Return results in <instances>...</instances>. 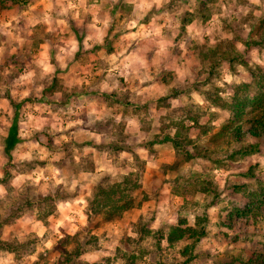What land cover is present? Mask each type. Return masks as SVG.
<instances>
[{
  "label": "clouds",
  "instance_id": "obj_1",
  "mask_svg": "<svg viewBox=\"0 0 264 264\" xmlns=\"http://www.w3.org/2000/svg\"><path fill=\"white\" fill-rule=\"evenodd\" d=\"M197 7L198 0H6L0 65L13 57L17 62L0 72V264H44L41 257L66 236L71 238L65 245L68 256L54 253L49 264H126L130 254L120 242L125 235L139 238L133 226L141 217L150 235L131 245L137 249L135 264H154V237L161 229L160 264H222L242 251L251 259L254 247L264 251V205L255 199L264 190V149L245 155L240 149L251 141L211 143L229 116L214 100H228L229 89L250 82L249 73L239 63L233 71L224 61L209 82L216 47L231 43L234 53H243L264 17V0H216L208 6L206 23ZM186 12L193 18L177 45L173 41ZM89 18L87 35L78 37L70 21L80 28ZM227 25H238L243 37L237 39ZM205 38L207 58L201 63L190 48L205 45ZM189 41L193 44L186 47ZM133 42L136 48L129 51ZM177 47L182 54L174 57ZM149 51L151 62L145 58ZM250 56L249 68L264 69V51L253 48ZM162 69L170 73L166 84L158 82ZM96 125H107L108 131L97 132ZM14 130L15 142L5 155ZM198 149L204 151L195 156ZM224 154L236 159L230 162ZM165 164L176 170L162 176L168 183L157 204L149 181ZM186 181L197 188L208 181L212 194L197 190L189 204L197 205L195 214L180 213L187 223L178 225L176 212L184 200L172 189ZM160 183L155 182L157 188ZM141 193L149 200L141 203ZM121 198L132 202L122 219L89 230L90 221L104 219V213L93 218V209L107 210ZM254 204L237 220L236 230L217 226ZM205 208L206 246L191 239L170 247L166 225L197 229ZM217 233L227 239H213ZM86 238L96 242L85 245ZM30 240L37 242L27 252L17 247ZM206 251L211 258L203 256Z\"/></svg>",
  "mask_w": 264,
  "mask_h": 264
},
{
  "label": "trees",
  "instance_id": "obj_2",
  "mask_svg": "<svg viewBox=\"0 0 264 264\" xmlns=\"http://www.w3.org/2000/svg\"><path fill=\"white\" fill-rule=\"evenodd\" d=\"M205 0L201 1L200 5L198 6L197 13L202 16L203 19H207L210 15L211 10L208 7V4ZM0 8L5 9L6 8V0H0ZM192 16L184 17L183 23H182V30L184 31L185 25L188 23H191ZM235 27H239L238 25H235ZM240 32H242V28L239 27ZM255 36L258 37V40H252L249 39L246 41V45L252 44L253 46L259 45L264 43V19L260 21V26L256 30ZM240 36L243 37L241 34ZM197 48V47H196ZM198 49V48H197ZM231 49H233V45H231ZM199 54L201 56V60L204 61L205 58H207V55L204 50L201 52L199 51ZM216 52L213 53L211 62L216 64L217 60L214 59ZM228 56V57H227ZM225 55L221 53L219 55L220 60H227L229 61L230 65L233 62H238L239 58H242L241 56L235 55V53H229L228 55ZM243 61V60H242ZM245 67L247 68V71L250 73V75L254 79V83L252 84L251 88L247 85L244 86H237L233 89L234 94L231 96L229 100H221L220 98H216L214 100V103H217L222 108L227 110L230 114V119L228 122L225 123L222 130L223 133H220L218 137L220 138L223 143H226L230 145V143H240L241 139L245 137L247 134L249 137L252 138V140L255 141L256 144H250L248 148L240 149V152L244 153L245 155L251 151H257V144L260 141V139H264V71L263 69L256 67L255 70L252 68H249L248 65L245 62H242ZM195 119V118H194ZM196 120H198V117H196ZM245 126H248V129L244 133ZM15 142V130L13 131V137L11 140L8 141L7 147L5 149V153L8 154V151L12 149L13 144ZM188 143H191V141H188ZM181 145L184 146V149L186 151L187 145L184 144L183 141H178L177 146L180 147ZM240 145V144H239ZM203 149H198L195 153V156H200L203 152ZM231 158H234L235 156H230ZM188 158H192L191 155H189ZM165 169L168 170H176L175 167H171L169 165L164 166ZM175 183V182H174ZM197 190L200 191H206L210 192L211 189L209 188V182L204 181L199 185V188H197V185L194 182H188L186 181L185 184L180 185L177 183V186H175L172 191L175 194L183 195L184 197L187 196H193L195 195V192ZM131 201H128L127 203H124L123 199H118L116 203H114L110 208H94L93 214L95 215H101V213H104V219L107 221L112 220L113 218H118L122 216L123 211L130 210L131 207ZM257 205H252L249 207L248 211L242 212V211H235L236 213V219L239 220L242 216H247L249 212H251L252 207H255ZM197 229H183L178 226H170L171 233L168 237L169 240V246L173 247L176 243L180 242H186L191 239H195L197 242H199L204 236H205V228L204 225L206 223L205 218L201 219L197 217ZM227 221H232V218L230 217L227 219ZM178 225H184L187 223L186 217H182L179 215L177 217ZM229 229L231 228L230 225H226ZM137 232L139 233V240L143 239L144 237L150 235V232L148 231V227L146 224H141V222L137 223L135 225ZM164 239V236L162 234V231L157 232L156 240L157 243L160 244V241ZM188 251L187 248H185L181 255H184ZM78 255V252L76 253ZM126 264H132L133 259L129 258L127 259ZM160 264V263H157ZM216 264V262H214ZM222 264H228L226 262H222ZM237 264H264V251H257L256 254L251 259H238Z\"/></svg>",
  "mask_w": 264,
  "mask_h": 264
},
{
  "label": "rangeland",
  "instance_id": "obj_3",
  "mask_svg": "<svg viewBox=\"0 0 264 264\" xmlns=\"http://www.w3.org/2000/svg\"><path fill=\"white\" fill-rule=\"evenodd\" d=\"M201 1H205V0H198V6L200 5V2H201ZM185 2H187V0H185ZM206 3H207L208 6H209L210 4H214V3H216V0L206 1ZM197 9H198V7H197ZM209 9H210V8H209ZM210 10H211V9H210ZM169 11H172V6H171V5L169 6ZM198 15H199V14H198ZM189 16H190V14L186 12V13H184V15L181 17V27H182V23H183V18H184V17H189ZM199 16H200V18H201L205 23H206L207 19L209 18V17H208L207 19H203L201 15H199ZM262 19H264V17H262V18L259 20L258 24L254 27L253 32H252V33L250 34V36H249V39H251L252 36L257 35V34H256V30L259 28V26H260V21H261ZM85 22H86V21H85ZM147 22H148V18H146L145 21H142V23H145V24H147ZM70 24H71V26H72V25L74 24V22H71V21H70ZM226 27L228 28V30L233 31V32L236 33V38H237V39H241V38H242V36H240V35H241V34L243 35V29H242V32H240L239 27L236 28L235 26H232V25H227ZM77 29H79V28H77ZM184 34H185V28H184V31H183L182 28H181V29H180V35L176 37V39L173 41V43L178 45L180 39L184 36ZM205 39H206V43H205V45L197 46L198 49H197L196 47H195V48H190V51L193 52V53L197 56V59H200L201 63H203L204 61L201 60V56H200V54H199V51H200V52H201L202 50L205 51V48L207 47V38H205ZM249 39H248V40H249ZM4 41H6V40H5V39H2L1 36H0V43H3ZM192 44H193V42H192V41H189V44L186 45V47H188L189 45H192ZM231 45H232L231 43H224V44H222V45H218V46L216 47V55H221V53H223V54H225V55L227 56L229 53H234V50L231 49ZM135 48H136V43L133 42V43H132V48H130L129 51H133ZM253 48H258V49L264 51V43L259 44V45H255V46H253L252 44L246 45L245 51H244L243 53H235V55H237V56H241V57H242V58H239V61H238V62H233V63L230 65V64H229L230 62L227 61V60H225V61H227L229 68H230L231 70L235 71V69H234V65L237 64V63L242 64L244 67H245V65H244L242 62H245V63L248 65V64H249V61L251 60L250 53H251V51L253 50ZM110 49H111V48H110ZM181 54H182V53H181V51H180V49H179L178 47L172 50V55H173L174 57H179ZM216 55H215V56H216ZM227 57H228V56H227ZM145 58H146V60H147L148 62H151V60L153 59V53H152L151 51H149L148 53L145 54ZM213 58L215 59V57H213ZM242 60H243V61H242ZM16 62H17V61H16V58H15V57L11 58L10 60H9V59H6L5 62H4V64H3V65H0V72H3V70H4L5 68L8 67L9 63L15 64ZM222 62H224V60H219V61H217L216 64H214V65H213V63L211 62V70H210V75H209V82H210V79H211V75L215 74V69H216L217 67H219V66H220V63H222ZM20 67H23V64H21ZM256 67H258V66H256ZM256 67H255V68H256ZM245 68H246V67H245ZM255 68H254V70H255ZM246 69H247V68H246ZM251 69H252V68H251ZM193 70H195V69H193ZM263 71H264V69H263ZM248 73H249V72H248ZM169 76H170V73H168V72H166V71H164V70L162 69L161 78L159 79L158 82L163 83V84H166V83L168 82V77H169ZM197 76H199V73H197ZM247 79H248L250 82H248V83H242L240 86L247 85V86L249 87V89H250L251 86H252V84L254 83V79H253V77L250 75V73H249V77H248ZM121 83L123 84V81H122V80H121ZM235 88H236V87H235ZM244 88H245V86H244ZM245 89H246V88H245ZM229 90L233 92V89H229ZM178 94H179V93H177V95H178ZM233 94H234V92H233ZM173 98H175V96H173ZM230 98H231V96L228 98V100H229ZM125 102H127V97H126V101H125ZM161 103H163L165 107H170V105H168V104H167L166 102H164V101H161ZM230 117H231V116H230V114H229V116L226 117V122H228V120L230 119ZM82 118H86V117H82ZM195 119H196V117H195ZM222 128H223V127H222ZM247 129H248V126H245V128H244V133H245V131H246ZM85 130H90V129H87V128H86ZM95 130H96L97 132H107V131H108V126H107V125H96V126H95ZM221 133H223V130H222V129H221ZM57 135H59V134H57ZM221 136H222V135H221ZM221 136H220V138H219L218 136L213 137L211 143H215V144L219 145V144L222 142V140H221ZM249 141L252 142L251 144H256L255 141L252 140V138L249 137L247 134L245 135L244 138L241 139V142H240V143H236V144H237V145H239V144H240V145H244L246 142H249ZM48 143H49V145L51 146V144H52V140H51V138L48 139ZM230 145H231V143H230ZM230 145H229V146H230ZM113 147H115V146H113ZM256 148H257V151H256V152H260L262 149H264V139H260V141L258 142ZM241 149H242V148H241ZM98 150H102V146H101V148L98 149ZM117 150H119V149H117ZM65 151H67V146H65ZM153 154H155V153H153ZM214 154H215L217 157H219V156L221 155L220 152H215ZM5 155H7V153H5ZM224 155L226 156V158H227L230 162H231V161H234V160L236 159V156H235L234 158H231L230 156H227V154H224ZM213 162L216 163V162H218V161H213ZM165 165H167V164H165ZM165 165H162V173H161V175L158 176L156 173H153L152 176H151V179H150V181H149L150 188L154 189V190L151 192V199H154L155 202H156L157 204H159L160 201H161L162 199H164V196L162 195V188H163V185H164V184L168 183L167 180L162 179V176H163V175H167L169 171H175V170H168V169H165V168H164ZM41 166H43V164H41ZM230 166H232V165H230ZM234 166L237 167V168H243V167H244V165H234ZM141 171H143V168L141 169ZM108 179H110V177H105V181H107ZM157 180H160V181H161V183H160V185H159L158 188L156 187V184H155V182H156ZM103 182H104V181H102V183H103ZM172 194H174V195H178V194L173 193V191H172ZM208 194H212V190H211L210 192H208ZM141 195L143 196V201H142L141 203H143V202L149 200V198H150L149 195H148V193H141ZM178 196H181V197L183 198V200H184V205H183L182 207H180V208L177 210V212H176V217H178V216L180 215V213H182V212H189V213H191V214H195V208L197 207V205H192V207L189 208V204L191 203V197H192V196L184 197L183 195H180V194H179ZM255 199H256V201L259 202V205H264V190H262L261 194L258 195ZM28 211H31V209L29 208ZM95 216H98V215L93 214V218H95ZM235 216H236V213H235V212H234V213H230L226 219H221L220 225H217V226H226V225H230V227H231L230 229L236 230V229L238 228V225H237V219H236ZM198 217H199V216H198ZM230 217L232 218V221L229 222V221H227V219H229ZM118 218H121V219H122V216H120V217H118ZM199 218H201V219H204V218H205V220H206V223H205V225H204V228H205L206 233H205V236L199 241V243H200L202 246H206V242H207V240H208V236L210 235V233H209V231H208V224L210 223V221H209V218H208V215H207V208H205L204 215H203L202 217H199ZM113 219H114V218H113ZM113 219H112V220H113ZM115 219H116V218H115ZM153 219H154V217H153ZM112 220L107 221V220L103 219L102 221H99V222H97L96 224H92L91 221H90V224H89V230L98 229L99 227H101V225H102L103 223H109V222H111ZM142 221H143V217H141V224L143 223ZM4 223L7 224V223H9V221L6 220V221H4ZM143 224H144V223H143ZM170 226H172V225H166V227H168V228H170ZM0 227H2V226H0ZM147 227H148V226H147ZM133 228H134L135 231H137L135 225L133 226ZM160 231H162V234H163V229H161ZM221 235H224V236H225V239H227V236H226L225 234H222V233H217V235H216V236H213L212 238H213V239H217V238H218L219 236H221ZM156 236H157V233H156ZM156 236L154 237L155 239H156ZM144 239H145V237H144L143 239H141V240L137 239V240L133 241L131 238H129V237H127V236L125 235V237H124V238L121 240V242H120V243L122 244V246H123V247L127 250V252L130 254L129 257H128V259H129V258H132V259H133V263H132V264H135V262H136V260H137V257H136V255H135V252L137 251V249H133V248L131 247V245L135 244V245L139 246L141 243H143ZM70 240H71V238H69V237L66 236L64 240L60 241V242H59V243L53 248L52 253H49L48 257H44V256H42V257H41V260L44 261V264H49V259H50L51 255L54 254V253H58V254H60L61 256H65V257H67V256H68V253H67V250H66V248H65V245L68 244V243L70 242ZM36 242H37V241L30 240V241H28V244H25V245H18L17 247H19V248L22 249L23 251L27 252V250H28V246H29V245H32V244H35ZM95 242H96V241H95V238H93V240H91V241L88 240V239L86 238L84 244L87 245V244H89V243H95ZM235 242H236L235 240H232V243H235ZM117 251L119 252V249H117ZM163 251H164V250L160 247V244L157 243V244H156V253H154L153 256H152V259H153V261H154V264L160 263L159 261L156 260V256H157V255H160V256L162 257V256H163ZM257 251H259V249L254 247L253 251H252L251 254H250L251 258L256 254ZM203 256H204L205 258H211V253L206 251V252L203 253ZM248 256H249V254H248L246 251H242L240 254H238V255L235 256V257H229V258L227 259V261H225V262L228 263V264H237L238 259H249ZM122 258H123V257H122ZM140 258L142 259V256H141ZM127 261H128V260H127ZM54 264H61V261H60V260H57V261L54 262Z\"/></svg>",
  "mask_w": 264,
  "mask_h": 264
},
{
  "label": "crops",
  "instance_id": "obj_4",
  "mask_svg": "<svg viewBox=\"0 0 264 264\" xmlns=\"http://www.w3.org/2000/svg\"><path fill=\"white\" fill-rule=\"evenodd\" d=\"M4 10H6V8L5 9H2V8H0V20H2L3 19V11ZM90 21V18H89V20H86V22H85V24L84 25H82L79 29H77L76 28V25H75V23L72 25V28H73V31H75V32H77V34H78V37H79V34L82 32L84 35H87V27H86V25H87V23ZM21 28L23 27V24H21V25H19ZM0 36H1V38L2 39H7V37H5V36H3L2 34H0ZM54 37L53 36H49V39H53ZM111 49H109V54H111ZM82 119H84L85 120V124H87V119L86 118H82ZM86 129V128H85Z\"/></svg>",
  "mask_w": 264,
  "mask_h": 264
}]
</instances>
